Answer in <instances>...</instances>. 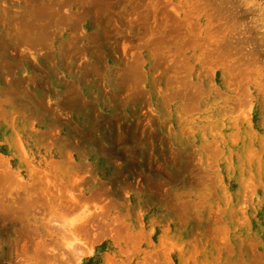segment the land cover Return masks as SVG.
I'll list each match as a JSON object with an SVG mask.
<instances>
[{
  "label": "rangeland",
  "instance_id": "374dc122",
  "mask_svg": "<svg viewBox=\"0 0 264 264\" xmlns=\"http://www.w3.org/2000/svg\"><path fill=\"white\" fill-rule=\"evenodd\" d=\"M0 264H264V0H0Z\"/></svg>",
  "mask_w": 264,
  "mask_h": 264
}]
</instances>
